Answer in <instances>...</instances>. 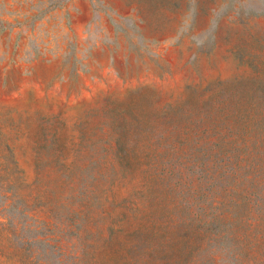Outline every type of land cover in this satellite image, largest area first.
<instances>
[{
    "label": "rangeland",
    "instance_id": "obj_1",
    "mask_svg": "<svg viewBox=\"0 0 264 264\" xmlns=\"http://www.w3.org/2000/svg\"><path fill=\"white\" fill-rule=\"evenodd\" d=\"M206 150L264 165V0H0V264H264V183H153Z\"/></svg>",
    "mask_w": 264,
    "mask_h": 264
},
{
    "label": "trees",
    "instance_id": "obj_2",
    "mask_svg": "<svg viewBox=\"0 0 264 264\" xmlns=\"http://www.w3.org/2000/svg\"><path fill=\"white\" fill-rule=\"evenodd\" d=\"M219 154L222 157L225 156L227 160L232 159V164H216ZM202 155L207 158L199 164L188 165L180 162L178 165L177 163L164 165L160 170L154 168L152 181L154 184H160L167 188L168 193L177 196L178 202L187 205L189 212L193 207H196L197 216L192 217V221L200 224V227L206 230L222 220L217 213L219 205L222 204L218 200L217 192L219 191H216L218 190L217 179L222 174L225 175L221 190L223 189L227 195L234 194L235 197L229 199V203L237 204L239 200L250 199L252 195L257 194L255 189L257 184L264 183V165L250 162L251 152L245 150L232 152L229 155L226 154V151L206 150ZM179 157L178 155L175 158ZM239 159L243 164H235ZM230 178L232 181L228 182ZM145 188V192L150 193L151 185H146ZM261 196L264 198V191ZM168 223V226H171L175 221L170 218Z\"/></svg>",
    "mask_w": 264,
    "mask_h": 264
}]
</instances>
